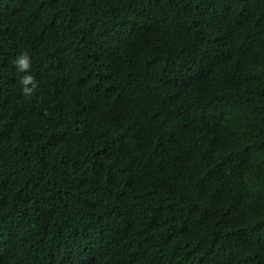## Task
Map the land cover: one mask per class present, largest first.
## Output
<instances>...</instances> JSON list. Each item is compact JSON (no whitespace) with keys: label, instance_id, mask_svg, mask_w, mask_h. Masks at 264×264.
<instances>
[{"label":"trees","instance_id":"trees-1","mask_svg":"<svg viewBox=\"0 0 264 264\" xmlns=\"http://www.w3.org/2000/svg\"><path fill=\"white\" fill-rule=\"evenodd\" d=\"M0 264H264V0H0Z\"/></svg>","mask_w":264,"mask_h":264},{"label":"clouds","instance_id":"clouds-1","mask_svg":"<svg viewBox=\"0 0 264 264\" xmlns=\"http://www.w3.org/2000/svg\"><path fill=\"white\" fill-rule=\"evenodd\" d=\"M13 64L17 71L25 73L20 79L22 95L31 96L37 88V82L33 75L30 74V56L26 52H22L13 60Z\"/></svg>","mask_w":264,"mask_h":264}]
</instances>
